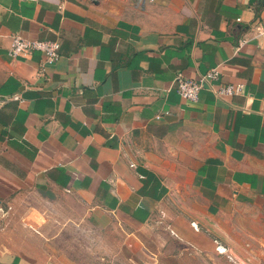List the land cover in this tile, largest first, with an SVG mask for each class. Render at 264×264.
<instances>
[{
  "label": "crops",
  "instance_id": "1",
  "mask_svg": "<svg viewBox=\"0 0 264 264\" xmlns=\"http://www.w3.org/2000/svg\"><path fill=\"white\" fill-rule=\"evenodd\" d=\"M213 69L240 94L185 104ZM49 191L89 204L85 252L4 219ZM263 221L264 0H0V264H227Z\"/></svg>",
  "mask_w": 264,
  "mask_h": 264
},
{
  "label": "rangeland",
  "instance_id": "2",
  "mask_svg": "<svg viewBox=\"0 0 264 264\" xmlns=\"http://www.w3.org/2000/svg\"><path fill=\"white\" fill-rule=\"evenodd\" d=\"M20 197H22V201H19L18 204L8 210L10 216L4 217L5 220L10 219L12 226L19 225L25 230H32L36 226L35 222L37 220H44L45 228L41 227L39 231L43 235L46 234V237L44 235L46 241H49L50 236L58 235L59 231L67 230L62 233L66 237L61 239L64 242H72V250L85 252L92 242L94 244L96 237H91L86 233L91 229L89 228L90 221H88V214L91 210L84 198L59 193L58 191L26 192ZM22 228L19 229L20 234ZM70 229L75 231L74 236L67 233ZM116 238L114 237V239ZM108 240H112V238H107L103 234L98 235L99 253L105 251ZM263 246L257 248L252 245H245L243 255L240 256L245 258L240 261L234 256H232L233 259L227 256V264H264ZM220 250L224 252L222 249ZM77 255L83 257L85 254L77 253ZM102 255L104 254H100V256Z\"/></svg>",
  "mask_w": 264,
  "mask_h": 264
},
{
  "label": "built area",
  "instance_id": "3",
  "mask_svg": "<svg viewBox=\"0 0 264 264\" xmlns=\"http://www.w3.org/2000/svg\"><path fill=\"white\" fill-rule=\"evenodd\" d=\"M59 43L56 41H28L18 36H13L9 54L12 57L25 56L33 51H39L45 56L48 64L55 62L58 58ZM219 73L216 69L199 76L197 80H189L178 76L175 80V90L180 99L185 104H193L196 102L199 90L206 88L215 96H232L241 92L238 85H218L213 84L217 81Z\"/></svg>",
  "mask_w": 264,
  "mask_h": 264
},
{
  "label": "water",
  "instance_id": "4",
  "mask_svg": "<svg viewBox=\"0 0 264 264\" xmlns=\"http://www.w3.org/2000/svg\"><path fill=\"white\" fill-rule=\"evenodd\" d=\"M253 0H250V2H252Z\"/></svg>",
  "mask_w": 264,
  "mask_h": 264
},
{
  "label": "bare ground",
  "instance_id": "5",
  "mask_svg": "<svg viewBox=\"0 0 264 264\" xmlns=\"http://www.w3.org/2000/svg\"><path fill=\"white\" fill-rule=\"evenodd\" d=\"M223 251V250H222Z\"/></svg>",
  "mask_w": 264,
  "mask_h": 264
}]
</instances>
